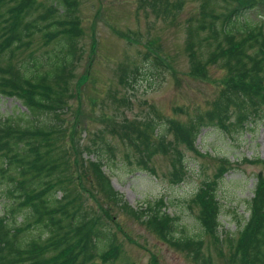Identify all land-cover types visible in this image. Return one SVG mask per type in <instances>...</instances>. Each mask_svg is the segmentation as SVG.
<instances>
[{"label": "rangeland", "instance_id": "obj_1", "mask_svg": "<svg viewBox=\"0 0 264 264\" xmlns=\"http://www.w3.org/2000/svg\"><path fill=\"white\" fill-rule=\"evenodd\" d=\"M36 1L34 17H38L43 30L36 31L29 40L25 38L26 43L15 49L13 62H31L37 56L44 61L42 71L52 70L49 56L57 46L56 38L49 39V33L55 31L52 21L75 17L78 33L70 45L76 55L65 70L69 106L54 118L60 128H72L75 143L90 145L95 150L82 147L79 153L89 175L80 180L72 167L62 177L67 179L64 183L68 186L77 187L84 207L93 208L89 215L95 214L98 227L111 229V239L121 252L116 264H239L229 258L223 242L227 234L238 235L243 228L250 216L257 180L264 177V162L259 161L264 159V120L258 119L243 128L234 124L233 118L227 121L226 128L206 126L194 144L188 146L174 134L181 122L187 123L212 108L228 76L221 64L205 61L209 57L208 43L215 41L209 28L196 35L190 30L191 25H198L201 9L209 0H183L182 8L167 17L156 16L150 5L152 0H64L66 6L52 0ZM212 1L218 13L225 12V0ZM8 4L1 10H6ZM52 6L57 8L55 13L51 12ZM206 19L213 20L210 16ZM246 19L256 26L264 24V15L257 12H249ZM216 22L220 26L222 19ZM59 26L62 27L61 23ZM190 43L194 45L192 49ZM191 51L196 58L200 57L195 72L191 70ZM154 55L163 60L162 66L150 64ZM132 69L133 76L122 82L121 77H127ZM24 112L27 108L21 99L0 93V121L10 116L18 118ZM27 117L31 119L29 113ZM38 120L50 122L46 116ZM147 120L148 132L155 141L157 133L167 127L166 141L170 147L166 153L140 154L133 149L131 156L123 139L105 132H111L110 127L119 129L127 121L140 127ZM97 134L104 135L106 140ZM67 147L69 155V144ZM174 150L179 151L178 156ZM98 159L114 190L123 194L129 204H158L174 216L175 237H202L203 255L195 260L191 252L197 246L192 241L190 251L175 246L155 234L143 219L126 214L102 193H96L94 188L98 187L87 180L93 176L89 160ZM178 172L180 175L176 176ZM203 184L209 190L212 187L213 200L220 208L218 234L223 241L202 232L200 206L193 198ZM5 191L6 186L0 184V216L5 212ZM53 194L60 198L64 191L57 189ZM34 234L46 238L49 228L38 226ZM96 261L103 264L100 259Z\"/></svg>", "mask_w": 264, "mask_h": 264}, {"label": "trees", "instance_id": "obj_2", "mask_svg": "<svg viewBox=\"0 0 264 264\" xmlns=\"http://www.w3.org/2000/svg\"><path fill=\"white\" fill-rule=\"evenodd\" d=\"M63 1L52 0L56 5L66 6ZM225 1V12L218 13L212 6L214 2L209 0L201 9L203 14L198 25L190 26L195 35L207 28L213 33L215 41L208 43L209 57L205 61L221 64L228 76L209 111L176 126V133H173L187 146L194 144L206 126L226 128L227 121L233 118L234 124L243 128L258 119L260 122L264 120V24L256 26L246 19L249 12L264 15V0ZM36 3V0H0V93L21 99L27 108V112L18 118L10 116L4 122L0 121V184L6 186L7 196L5 212L0 216V264H98L97 259L105 264H116L120 248L111 239V229L98 227L99 220L95 214L89 215L93 208H85L77 187L71 188L64 183L67 179L62 177L70 173L72 167H75L80 180L89 175L87 164L79 153H82V147L95 150L90 145L75 143L72 128L71 131L60 128L54 118L60 117V111L69 106L65 70L76 55V50L70 45L78 33L75 17L52 21L55 31L49 33V39L57 40L55 52L49 56L50 62L48 58L52 70L42 71L44 61L37 56L31 62H13L14 51L26 43L25 38L29 40L36 31L43 30L38 17H34ZM7 4L6 10L2 11L1 8ZM150 5L156 16H174L175 11L182 8L183 0H152ZM54 7L51 8L52 13L57 10ZM209 16L213 20L207 22ZM220 18L219 26L216 20ZM193 46L190 43L189 49ZM190 55L194 62L191 70L198 71L200 57L196 58L194 51ZM149 62L157 68L162 66L163 60L154 55ZM2 63L6 64L1 67ZM133 74L132 69L127 77H121V81ZM28 113L31 119H28ZM40 116L49 117L50 122H40ZM149 120L140 127L136 122L127 121L120 124L119 129L110 127L111 132H105L123 139L131 156L133 149L140 154L147 151L149 155L166 153L170 147L166 141L167 127L157 133L155 141L148 132ZM169 123L174 121L169 120ZM167 126L169 131L170 126ZM77 127L75 124L74 129ZM97 136L106 140L104 135ZM68 144L71 149L69 155ZM174 152L179 155L178 150ZM89 161L93 176L87 181L98 187L94 188L96 193H102L126 214L143 219L155 234L171 244L190 251L193 246L189 242L192 241L197 246L191 252L195 260L203 255L202 237H175L174 219L169 213L158 204L156 207L152 204L146 207L129 204L123 194L114 190L110 176L102 168V161ZM259 161L264 162V159ZM73 175L72 171L71 179ZM83 183L80 181V185ZM209 188L203 184L193 201L200 206L198 219L202 232L214 234L218 241H223L218 234L220 208L213 200L212 187ZM57 189L64 191L60 198L53 194ZM41 225L49 228L46 238L34 234ZM223 246L228 248L229 258L235 263L264 264V177L257 180L248 220L238 235L225 236Z\"/></svg>", "mask_w": 264, "mask_h": 264}]
</instances>
